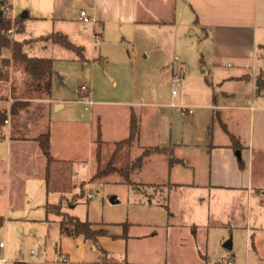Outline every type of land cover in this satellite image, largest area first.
Wrapping results in <instances>:
<instances>
[{
	"label": "rangeland",
	"instance_id": "rangeland-1",
	"mask_svg": "<svg viewBox=\"0 0 264 264\" xmlns=\"http://www.w3.org/2000/svg\"><path fill=\"white\" fill-rule=\"evenodd\" d=\"M2 1L5 5L12 4V0ZM16 5L14 6L16 16H21L26 11L32 13V0H16ZM174 9H176L175 17L171 15L170 19L164 20V26L142 29L146 33L140 36L133 33L132 27L123 42L112 39L106 43L110 54L109 58L103 59L106 61L105 65L113 66L108 69L111 73L119 74L117 80H109L106 76L108 81H105L97 76V71L93 67L96 65L91 63L90 58V53L94 55V58L100 56V49H98L100 40L95 34L92 39L94 36L98 38L96 42L91 39L92 51L86 48L85 45L88 43L86 40L82 47L81 58L73 51L38 40L50 34H56L55 31H58L59 26L50 19L30 21L27 25L24 24L23 34L16 36V39L21 42L30 41V45L26 47V53L28 52L30 57L54 61L53 67L62 85L59 88L54 86L52 99L62 101L66 108L65 112H69L72 117L83 118L86 124L88 120L92 122L93 147L96 122L99 120L98 117H101L100 125L108 131L102 135L104 163L114 150L113 144L126 139V136H120L118 131H112L114 127L125 124L126 109L123 106L106 107L98 102L95 106L94 104L87 106L88 111L85 112V107L76 103L74 95L80 86L90 91L93 80L97 86L99 99L102 101H105L107 93L111 90L126 95L130 92L129 99H121H125L126 103L129 102L127 108L131 107L139 115L141 128V141L137 140L133 144L130 159L138 157L142 148L161 147L167 152L162 157L154 156L146 160L142 169L147 178L141 175L135 182L145 185L149 184L145 180L154 179L157 183H154L156 185L153 184L150 189L138 187V191L117 184L115 177H113L114 181L104 179L89 183L93 174L92 157L89 166L77 161L55 166L52 171L61 169V172L56 177H50L51 180L48 181L50 186L56 188L49 196L48 202L50 204L61 202V212L81 222L88 221L97 226L109 225L108 230L111 233L115 230L111 228L112 225L122 223L145 228L143 226L163 224L166 220L169 225H179L184 231L172 233V238L174 237L178 243H182L183 239V247L178 249L173 241H170L168 246L172 251L169 258L177 257V251L182 253V264H204L206 243L209 259L207 264H215L216 261L219 264H227V262L256 264L248 257V253L252 256V260L258 264H264V196L251 199L242 193L236 197V194H233L234 191L223 189L210 191L205 188L208 186L209 166L206 156L199 151L204 150L205 145L211 143L212 145L228 143L227 135L215 118L216 114L223 113L224 116H229L230 113L235 114L232 121L221 117V123L223 121L230 136H234L240 147L248 145V113L223 111V108L238 107L240 104L242 105L240 107H245V98H243L245 95L242 97V94L247 93L246 97L250 94V85L246 82L249 80L243 79L247 76L244 68L249 70L251 58L225 59L222 63L213 62L212 64L211 39H206L204 35L200 36L195 26L188 30L184 28L182 0H177ZM170 21H173L172 25L169 24ZM263 42L264 26L259 24L256 31L255 51ZM257 52L259 55L262 53L260 48ZM79 59L89 60V65L83 66ZM255 61L261 62L257 59ZM122 63L126 64L127 71L118 66ZM223 63H225L224 66ZM258 66L263 68V64ZM217 67L220 68V73L241 71V75L246 74L240 79L241 83H235V85L223 82L217 89L214 83H220L227 78L218 71H214ZM100 69H103L102 74H105L104 68ZM249 75L251 76V73ZM182 78H184L183 81ZM172 79L178 80L175 86L177 97L174 98L171 96V90L174 88L171 84ZM209 88L219 91V96H222L223 91L227 92L234 88L236 90L234 102L229 100L225 103L224 98L220 97L215 98L217 103L211 102L210 98H207V93L211 94ZM4 93L5 90L1 86L0 98H3ZM2 103L6 108V100ZM223 103L226 105H222ZM221 105L222 107L218 108L220 110L216 109ZM180 108L190 110L192 115L180 116L176 110ZM65 112L60 115H64ZM47 122L48 116L42 119L36 117L27 123V128L31 131V135L36 132L43 133L47 130ZM5 124L4 130L7 128L5 136L9 138V123ZM62 124L60 145L63 152L73 150L75 157H81L86 151L82 141L83 134L87 133L86 129L76 126L69 119ZM208 127L211 128L212 141L205 134ZM48 129L50 132L51 126L48 125ZM151 136L154 137L147 140ZM177 142L183 146H178ZM0 143H3L6 150L8 140L6 142L4 138L0 140ZM12 146L18 149L15 143H12ZM204 151L206 152V148ZM190 152H192L191 160L186 156ZM34 153L33 147L26 151L23 145L21 151L17 152V156L24 163L12 158L11 164H0V171L6 169L10 174V184L9 186L5 184L7 189H3L4 183L0 182V216L5 220L3 228H0V242L3 243V248L5 246L4 250L3 248L0 250L2 264L12 262L11 259H15L17 264H25L45 260L54 254L51 243L57 229L44 221L46 218L43 209L46 185L45 175L42 172L44 159L40 157V152L38 153L40 158H36ZM181 155L182 159L186 160V164L174 165L173 169H166L167 160L179 159ZM250 162L253 187L257 188L261 185L264 189V152H254ZM150 176L154 177L150 179ZM172 184L178 187L171 191ZM141 190L144 192L140 193ZM262 192L264 194V191ZM79 193L82 197L78 195ZM167 195L169 196L168 208L167 211H163L159 203L163 204ZM72 200L76 204L69 207V202ZM148 202H151V205ZM168 211L170 215H167ZM51 218L56 217L53 215L47 217L48 220ZM163 227L160 226V228ZM124 228L123 232L126 235L127 228L126 226ZM59 240L57 235L55 241L57 253L54 256L58 255ZM229 241L232 242L231 250L222 249L223 245ZM158 243L157 245L161 247L163 236ZM3 252H7V255ZM198 254L203 255L202 260Z\"/></svg>",
	"mask_w": 264,
	"mask_h": 264
},
{
	"label": "crops",
	"instance_id": "crops-1",
	"mask_svg": "<svg viewBox=\"0 0 264 264\" xmlns=\"http://www.w3.org/2000/svg\"><path fill=\"white\" fill-rule=\"evenodd\" d=\"M11 2L12 4L7 6L12 10V16L16 17L14 9V6H17L16 0H12ZM176 2L177 0H32V13L26 11L24 14H21V16L24 19H27L25 21L26 25L30 21L50 19L54 23H56L57 26H59L57 29L58 31H55L56 34L64 35L74 46H78L81 48L84 46V42L87 40L88 43H86L85 46L88 50L90 49L91 51L92 48L90 47V43L92 42V36L94 34L97 35L100 40V45L98 48L100 49V56H98V58H94V55L90 53V58L92 59L91 63H95L96 67H93L96 69L99 79L108 81V78L109 80H117L119 74L114 75L108 70L113 67L110 66L111 64L105 65L106 61L103 58H109L110 54L106 48V43H108V41H112V39H114L115 41L119 40L120 42H123V40L128 37L132 27L133 33L137 36H140V34L146 33L142 29H152L151 27L164 26L160 23H165L163 21L170 19L171 15L175 17L176 9H174V5ZM80 12H85V14L89 18V23H83L79 20ZM194 20L197 21L196 25H194ZM182 24L185 25L184 28H186V30L192 29V27L195 26L197 29L196 31L200 33V36L203 37L204 35L206 39H211L210 53L212 64L213 62L222 63L225 59L241 60L245 58H251L252 63L249 70H246L244 68L247 76H244L246 73L241 75V71H233L232 73H220V68L217 67L214 71H218L220 74H223V76H226L227 78L221 80L220 83L215 82V85L213 84L218 89V87H220L221 83L223 82L234 84L241 83L242 81L240 79L243 78L242 76L247 77V80H249L246 82L248 83V85H250V94H248L247 97V93L242 94V97L245 95L243 97L245 98V107H240L242 106L240 104L238 105V107L226 106L223 108V111L228 110L229 112L235 113L245 111L248 113V145L244 147L241 146L242 150L240 152H235L230 148L232 142L231 140H229L230 133L227 131V128L224 125L223 121L221 123V117L227 121H232L235 114L230 113L229 116H224L223 113L222 115L216 114L215 118L217 120V123H219L222 131L227 135L228 143H224L221 145H212L211 143L209 145H205L204 150L206 148V152L204 150L199 151H202L204 153L209 166V175L207 181L208 186L205 188L210 191L216 189L234 191L233 194H236V197L242 195V193H245L251 199L261 198L264 196L262 192L264 191V189L261 187V185H259L260 187L257 188H254L252 185L253 179L252 173L250 171V160L252 159L254 152H264V102H262L260 98V95L263 94V92H258L257 82V77L259 75L264 78V55L263 53L259 55L257 52L259 48L264 49V42L261 43V46H258L257 51H255V38L258 25L261 24V26H264V0H182ZM25 51H27V48L25 49ZM255 59L260 60L261 62H257L255 61ZM82 61L83 62H81V64L83 66L89 65V60L82 59ZM224 64L225 63H223V66ZM260 64H263V68L258 66ZM125 65L126 64L124 63L118 64V66L122 67L123 70L126 69ZM100 68H104V73L106 75L102 74L103 69L101 70ZM98 72H100V74ZM249 73H251V76L249 75ZM183 79L184 78H182V81ZM61 85V83L59 84L58 82H56L55 88H59ZM1 86H3L5 90L3 98H11L10 86L0 84V87ZM82 87L84 86H80L78 88L76 94L74 95L75 98L80 95V89ZM173 90H171V93ZM209 90L211 94L208 95L207 93V98H210V101L213 103H217V100L214 99L213 101V97L224 98L225 103H227L229 100L234 102L233 98H235L236 95V90H234V88L227 92L223 91L222 96L218 95L219 91H217L216 89L214 91L213 88H209ZM87 93L89 94L94 106L98 102H101L103 103L102 105H106V107H125V124L114 127L112 131H118V133L121 134L120 136H126L125 138L127 139L128 117L131 107L128 109L127 107L129 106L127 104L129 102L126 103V100L121 98L129 99L130 92L129 95H126L125 93L122 94L119 91L111 90L109 91V93H107V96L104 99L105 101H102L99 99L100 96L97 91V86L93 80L91 83V89L90 91L87 90ZM53 97L54 95L52 93L50 100V151L53 159L60 165L77 161L83 162L89 166L91 162V152L93 150V142L91 138L92 122L88 120V123L86 124V120H84L83 118L77 119L72 117L69 112H65L66 108L62 101H55L54 99H52ZM59 97L62 98V96L60 95ZM174 97H177V93L176 96H172V98ZM225 103H223L222 105H226ZM222 105L217 107L216 109L221 108ZM64 112V115H60ZM98 118L99 120L96 122V125H99L102 136L108 131L105 127L100 125L101 117L99 116ZM68 119L76 126H81L86 129L87 133L86 135L83 134L84 139L82 140L83 148H86V151L81 157H75V153L73 150L64 153L60 145V133L63 131L62 123H66ZM223 126L225 127V129L222 128ZM205 134L206 137H208L212 141L213 135L211 132V128L208 127V129L205 130ZM153 137L154 136L148 137L147 140H151ZM4 138L6 139V142L8 140V144L5 150L3 143H0V164H11L12 158L13 160L17 159L18 162L24 163L20 159V157L17 156V152L21 151L23 145H25L26 151L31 150L33 147L35 152L34 155L36 156V158H42V156L38 154L39 152L35 144L13 142L18 146V149H16L13 148L12 142L9 141L8 136H5V132ZM4 138H1L0 140ZM138 141H141V132L139 133ZM177 145L183 146L180 143L178 144V142ZM13 150L15 151L12 155ZM154 156L162 157L164 155H152L146 158L144 160V163L147 162V159H150ZM186 156H188V158L191 160L192 152L187 153ZM239 160H241L243 163V170H240L238 168ZM186 163V160H184V158L182 159L181 155L179 159L171 158L170 160H167L165 162V167L166 169H173L174 165H184ZM142 168L143 166L141 167V169ZM141 169L134 176V179L136 181H138L137 177L139 178L141 175L143 176V178H147L144 169ZM42 172L43 174H45L44 160ZM60 172L61 169L59 170V173ZM9 176L10 174L6 171V169L2 172L0 171V182L4 183L2 186L3 189H7L6 185L9 186L10 184ZM153 177L154 176H150V179ZM145 181L149 182L148 185L157 183V181L154 179H147ZM171 186V191L174 188L178 187L175 184H172ZM44 191L45 200L43 209L46 203L45 187ZM166 197L169 198L168 195ZM163 211L167 210L163 209ZM167 215H170L169 211ZM47 217L48 216H46L45 219H47ZM57 222L58 219L56 218H51L50 220L47 219L46 222L52 224V226H55L57 229L56 235L55 237H53L51 243L54 247V254L57 253V245H55V241L58 235ZM123 224L127 225L126 235H123ZM160 226L164 227L160 228ZM93 227L95 229H104L108 232L109 237L100 238L98 241L100 247L105 252V256L100 257L91 248L90 243L84 241L83 238H62L59 240L60 248L58 250L57 256H54L53 254L52 257H48L45 260L27 262L25 264H182V253L177 251V257L169 258V256L172 255V251L168 246L170 241H173L174 246L178 247V249H181L183 247V239L182 243H178L174 237L172 238V233L184 231L183 227H180L179 225H169L166 220L163 224L157 225L155 223L143 226L145 228H142L139 225L122 223L112 225L111 228L115 229L112 233L108 230V228H110L109 225H93ZM161 236H163V244L161 247H159L157 244H159L158 241ZM4 249L5 246L3 250ZM3 253L7 255V252ZM198 256L201 259L203 255L198 254ZM204 257V264H207L209 261L207 243L205 244ZM248 257L252 262L258 264L256 261L252 260V256L250 255V253H248ZM11 261L12 262L10 263L6 262L4 264H17L15 259H11ZM217 262L218 261H216L215 264ZM0 264L2 263L0 262ZM231 264L233 263L231 262Z\"/></svg>",
	"mask_w": 264,
	"mask_h": 264
},
{
	"label": "trees",
	"instance_id": "trees-1",
	"mask_svg": "<svg viewBox=\"0 0 264 264\" xmlns=\"http://www.w3.org/2000/svg\"><path fill=\"white\" fill-rule=\"evenodd\" d=\"M9 8L0 0V84L9 85L11 90V98H0V139L4 138L5 122L9 123V141L34 143L42 155L45 162V190L46 203L44 206L46 216L53 215L58 219V238L77 239L83 238L84 241L90 243L91 248L101 257L105 256V252L99 245V239L109 237L108 232L104 229H95L88 221L81 222L74 217H68L61 212V202L58 204H50L49 196L52 195L54 186H50L48 181L50 177H56L60 169L53 168L61 166L56 162L50 151V132L48 129L49 115L51 110L50 100L55 83L60 82V77L55 72L53 61L49 59H38L29 57L25 51L30 45V41H19L16 36L24 32V18L21 16L12 17L6 13ZM170 25L173 21H170ZM197 21L194 20V25ZM165 25V23H160ZM41 41L50 42L58 45L68 51H73L81 58L82 48L74 46L68 39L61 34H50ZM264 55V49L261 48ZM83 62L82 59H79ZM9 71L11 72L9 74ZM243 79H246L244 77ZM258 92L264 93V78L259 75L257 77ZM262 95V94H261ZM213 97V101H214ZM6 100L7 106L3 107L2 101ZM10 100V102H9ZM48 116L47 130L43 133H33L27 128V123L36 117L41 119ZM222 128L225 129L223 126ZM140 133V118L133 109H130L128 117V137L125 140L115 142L114 150L110 157L105 161L103 152L104 142L102 141L99 125H96V137L94 147L91 152L93 162L91 164L93 174L89 179V183L104 179H112L119 185L138 191V187L150 189L153 185H142L135 182L134 176L138 173L144 164V160L152 155H164L167 152L162 148H142L141 154L130 159L132 146L138 140ZM231 146L235 152H240L242 148L235 139L230 136ZM59 164V165H58ZM238 168L244 169L241 160L238 161ZM113 177H115L113 179ZM141 190L140 193H143ZM82 193V192H81ZM82 197V194H78ZM164 203L160 207L167 210L168 197L163 200ZM74 200L69 202V207H73ZM149 204L151 202H148ZM76 204V203H75ZM47 222V219H45ZM4 218L0 216V228H3ZM124 226L123 224V231ZM123 235L125 233L123 232Z\"/></svg>",
	"mask_w": 264,
	"mask_h": 264
},
{
	"label": "built area",
	"instance_id": "built-area-1",
	"mask_svg": "<svg viewBox=\"0 0 264 264\" xmlns=\"http://www.w3.org/2000/svg\"><path fill=\"white\" fill-rule=\"evenodd\" d=\"M6 13L9 14L10 16H12V10L10 8L6 9ZM13 17V16H12ZM79 20L83 23H89V18L88 16L85 14V12H80L79 13ZM94 41H97V37L94 36L93 38ZM178 80L177 79H172V86H174V90L172 91L171 95L172 96H176V90H175V86L177 84ZM260 98L262 100V102H264V93L262 95H260ZM76 103L80 104L81 106H84V111L87 112V106H92L93 102L89 96V94L87 93V90L85 87H82L80 89V95L77 96L76 98ZM180 113V116H185V115H191L192 112L187 110V109H179L178 110ZM7 123V122H5ZM3 248V243H0V249ZM230 264V263H227Z\"/></svg>",
	"mask_w": 264,
	"mask_h": 264
},
{
	"label": "water",
	"instance_id": "water-1",
	"mask_svg": "<svg viewBox=\"0 0 264 264\" xmlns=\"http://www.w3.org/2000/svg\"><path fill=\"white\" fill-rule=\"evenodd\" d=\"M21 18H22V17H21ZM223 249H224V250H227V251L231 250V242L229 241V242L225 243V244L223 245Z\"/></svg>",
	"mask_w": 264,
	"mask_h": 264
}]
</instances>
